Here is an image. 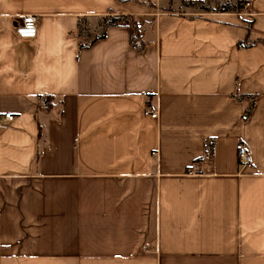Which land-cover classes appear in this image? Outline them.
<instances>
[{"label": "crops", "instance_id": "0c3cea01", "mask_svg": "<svg viewBox=\"0 0 264 264\" xmlns=\"http://www.w3.org/2000/svg\"><path fill=\"white\" fill-rule=\"evenodd\" d=\"M244 1L0 0V264H264V0ZM108 14L149 22L141 50L128 26L79 49Z\"/></svg>", "mask_w": 264, "mask_h": 264}, {"label": "trees", "instance_id": "16d2710c", "mask_svg": "<svg viewBox=\"0 0 264 264\" xmlns=\"http://www.w3.org/2000/svg\"><path fill=\"white\" fill-rule=\"evenodd\" d=\"M129 1V0H124ZM186 4L190 7H196L200 11L209 13V12H231V13H240L245 7L246 2L244 0H234V1H226L225 3L213 2V5H210L207 0H194V1H186ZM86 19L80 18L78 20L77 26V37L79 39L78 47L80 50L89 48L95 41L100 40L105 37L106 30L110 27H119V26H128L131 30V44H135L138 50H141L144 46L143 41L140 38L139 30L137 29V24L126 16L122 15H114L108 14L104 17L98 19L97 26L99 30L95 33H88L87 28L85 26ZM130 25V26H129ZM87 37H89L87 40ZM256 41H248L246 38L244 41L238 42V48H248L253 46ZM240 99L239 96H237ZM54 98L49 95L39 97V105L38 112L50 113L54 109ZM253 106V102L250 103L249 108L245 111V115H248L250 109ZM39 126V125H38ZM40 128V126H39ZM38 136L40 137V131L38 132ZM209 154L212 153V142L208 145Z\"/></svg>", "mask_w": 264, "mask_h": 264}, {"label": "built area", "instance_id": "2783aa9c", "mask_svg": "<svg viewBox=\"0 0 264 264\" xmlns=\"http://www.w3.org/2000/svg\"><path fill=\"white\" fill-rule=\"evenodd\" d=\"M247 5V4H246ZM14 33L16 37L20 40H33L37 36V17L34 15H24L21 17L20 22H15ZM132 47L135 48V44H132ZM144 116L150 117L152 119L157 118V112L152 109L150 106H146L144 110ZM14 116L11 113H5L3 118H0V121L12 122ZM235 150L238 157L239 165H247L250 162L249 154L244 147L243 143H237Z\"/></svg>", "mask_w": 264, "mask_h": 264}, {"label": "rangeland", "instance_id": "374dc122", "mask_svg": "<svg viewBox=\"0 0 264 264\" xmlns=\"http://www.w3.org/2000/svg\"><path fill=\"white\" fill-rule=\"evenodd\" d=\"M149 1V0H147ZM209 2L210 5H213V2L217 1V2H220V3H225L226 1L228 0H207ZM230 1H234V0H230ZM159 11H168V12H175L177 14H183V13H192V14H204L205 12H202L200 11L198 8L196 7H190L186 4V1L185 0H182V2L180 3V5L178 6H175L173 8L171 7H166V8H161V9H158ZM151 23V22H150ZM146 24H149V22H146L145 24L143 23H140V25L138 24L137 25V29L140 31L141 28L144 26V27H147L148 25ZM150 26V25H149Z\"/></svg>", "mask_w": 264, "mask_h": 264}, {"label": "water", "instance_id": "95a60500", "mask_svg": "<svg viewBox=\"0 0 264 264\" xmlns=\"http://www.w3.org/2000/svg\"><path fill=\"white\" fill-rule=\"evenodd\" d=\"M17 22L19 23L20 22V19Z\"/></svg>", "mask_w": 264, "mask_h": 264}]
</instances>
